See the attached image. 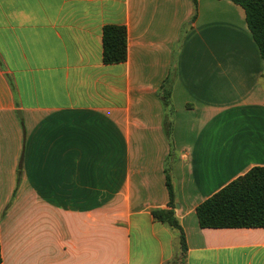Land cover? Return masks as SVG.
I'll use <instances>...</instances> for the list:
<instances>
[{
    "label": "crops",
    "instance_id": "1",
    "mask_svg": "<svg viewBox=\"0 0 264 264\" xmlns=\"http://www.w3.org/2000/svg\"><path fill=\"white\" fill-rule=\"evenodd\" d=\"M127 60L103 61V29ZM170 94L166 100L163 90ZM264 167V60L231 0H0L3 264H264L196 208Z\"/></svg>",
    "mask_w": 264,
    "mask_h": 264
},
{
    "label": "trees",
    "instance_id": "2",
    "mask_svg": "<svg viewBox=\"0 0 264 264\" xmlns=\"http://www.w3.org/2000/svg\"><path fill=\"white\" fill-rule=\"evenodd\" d=\"M240 5L246 23L264 60V0H231ZM195 8L197 0H193ZM127 28L108 25L103 29V61L117 64L127 60ZM167 102L170 92L164 88ZM166 186L169 193L167 209L154 210L153 217L179 231L181 253L174 264H184L187 244L184 231L175 217L176 198L171 178L167 173ZM201 228H264V167L256 166L238 177L196 208ZM0 264H3L0 238Z\"/></svg>",
    "mask_w": 264,
    "mask_h": 264
}]
</instances>
